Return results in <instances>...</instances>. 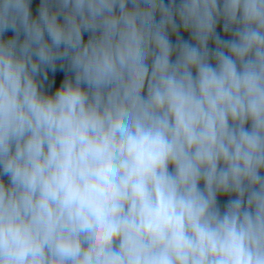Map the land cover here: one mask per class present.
<instances>
[{
	"label": "clouds",
	"instance_id": "obj_1",
	"mask_svg": "<svg viewBox=\"0 0 264 264\" xmlns=\"http://www.w3.org/2000/svg\"><path fill=\"white\" fill-rule=\"evenodd\" d=\"M0 264H264V0H0Z\"/></svg>",
	"mask_w": 264,
	"mask_h": 264
}]
</instances>
